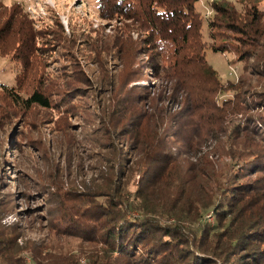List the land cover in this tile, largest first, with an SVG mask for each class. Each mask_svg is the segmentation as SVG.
I'll list each match as a JSON object with an SVG mask.
<instances>
[{"label": "trees", "instance_id": "trees-1", "mask_svg": "<svg viewBox=\"0 0 264 264\" xmlns=\"http://www.w3.org/2000/svg\"><path fill=\"white\" fill-rule=\"evenodd\" d=\"M201 1L98 0L101 10L106 6V12L146 28L153 36L148 45H170L168 51L154 47L151 60L157 79L165 72L162 62L170 66V96L161 105L152 101L144 114L125 111L118 119L125 123L118 137L125 145L114 156L107 148L102 186L94 183L76 197L79 203L64 205L52 217L53 237L78 240V247L48 237L24 240L15 225L2 224L9 203H1L0 264H264V117L247 115L242 123L230 118L242 111L241 102H217L220 85L203 56L197 62L206 78L194 86L187 80L192 73L184 75L181 53L189 32L199 29L193 17ZM248 5L241 27L234 14L213 7L226 17V28L249 37L244 30L260 24L264 3ZM11 20L0 25V41L12 29ZM219 26L207 23L212 41ZM18 47L24 54L27 38ZM211 50L230 53L224 46ZM246 70L250 76L262 73L254 66ZM258 95L264 106V93ZM12 99L25 108L50 106L37 91ZM133 177L131 192L126 186Z\"/></svg>", "mask_w": 264, "mask_h": 264}, {"label": "rangeland", "instance_id": "rangeland-1", "mask_svg": "<svg viewBox=\"0 0 264 264\" xmlns=\"http://www.w3.org/2000/svg\"><path fill=\"white\" fill-rule=\"evenodd\" d=\"M258 2L264 0L199 2L193 17L199 29L189 32L181 53L184 75L192 73L187 80L194 86L206 78L197 62L205 58L220 85L217 102H241L242 111L230 117L239 123L247 115L264 117L258 97L264 93V10L260 24L244 30L246 37L226 28V17L213 6L234 14L241 27L248 4ZM106 9L98 0H0V25L12 19L0 41V204L9 203L2 224L15 225L24 240L40 243L48 237L79 246L78 240L53 237L52 217L64 205L79 203L76 197L94 183L102 186L104 161L125 145L118 140L125 125L118 119L125 111L144 114L152 101L161 105L175 82L167 62L157 79L151 61L154 47L168 51L170 45H148L153 36L146 28ZM13 11L14 19L8 17ZM209 20L221 25L213 41ZM24 38L29 49L23 54L18 44ZM212 45L230 53L212 52ZM239 56L248 58L239 63ZM251 66L262 73L250 76ZM35 91L48 99L49 108H25L12 99ZM135 184L133 177L126 187L133 192ZM206 220L213 224L211 215Z\"/></svg>", "mask_w": 264, "mask_h": 264}]
</instances>
